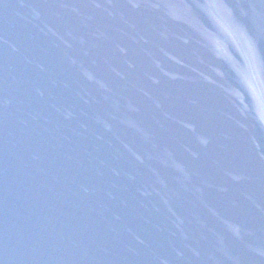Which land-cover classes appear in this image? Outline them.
I'll list each match as a JSON object with an SVG mask.
<instances>
[{"label": "water", "instance_id": "obj_1", "mask_svg": "<svg viewBox=\"0 0 264 264\" xmlns=\"http://www.w3.org/2000/svg\"><path fill=\"white\" fill-rule=\"evenodd\" d=\"M0 264H264V0H0Z\"/></svg>", "mask_w": 264, "mask_h": 264}]
</instances>
